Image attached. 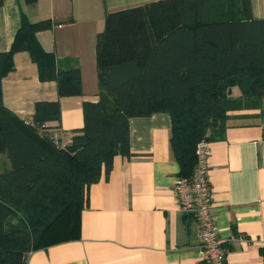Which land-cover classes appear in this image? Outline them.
Masks as SVG:
<instances>
[{"label":"trees","instance_id":"1","mask_svg":"<svg viewBox=\"0 0 264 264\" xmlns=\"http://www.w3.org/2000/svg\"><path fill=\"white\" fill-rule=\"evenodd\" d=\"M52 25L24 15L12 51L1 55V76L23 32L35 39ZM97 67L100 99L85 104V126L66 149L47 136L45 120L31 125L8 110L0 86V154L11 165L0 174V264H27L32 252L77 238L88 189L108 176L117 155H130L131 118L170 114L178 177L186 179L197 145L225 138L230 111L259 109L264 118V19L252 17L251 0H167L108 14ZM44 107L58 119L57 105Z\"/></svg>","mask_w":264,"mask_h":264},{"label":"crops","instance_id":"2","mask_svg":"<svg viewBox=\"0 0 264 264\" xmlns=\"http://www.w3.org/2000/svg\"><path fill=\"white\" fill-rule=\"evenodd\" d=\"M164 1L3 0V105L31 125L45 120L54 135L72 140L85 126V104L100 99L97 40L107 15ZM251 1L252 17L264 19V0ZM24 15L31 24L53 25L36 31L35 39L23 32L12 68L1 76V55L12 51ZM48 104L57 105L58 119ZM228 114L225 138L210 142L208 160L216 226L228 264H264V118L259 109ZM129 132L130 155H117L108 176L104 172L87 191L77 238L32 252L27 264H203L199 223L182 211L174 192L181 167L170 114L131 118ZM10 166L1 153L0 174Z\"/></svg>","mask_w":264,"mask_h":264},{"label":"built area","instance_id":"3","mask_svg":"<svg viewBox=\"0 0 264 264\" xmlns=\"http://www.w3.org/2000/svg\"><path fill=\"white\" fill-rule=\"evenodd\" d=\"M45 132L44 128L40 130L41 134ZM47 136L59 149H66L71 143V139L65 136L52 133ZM211 153L210 142L203 140L197 145V165L193 175L191 179L178 177L174 192L182 211L193 215L199 223L203 264H228L224 248L226 240L218 232L211 200L208 165Z\"/></svg>","mask_w":264,"mask_h":264},{"label":"rangeland","instance_id":"4","mask_svg":"<svg viewBox=\"0 0 264 264\" xmlns=\"http://www.w3.org/2000/svg\"><path fill=\"white\" fill-rule=\"evenodd\" d=\"M249 75L248 73H244L243 76H247ZM186 110V111H185ZM184 116H183V123L186 125V124H191L192 123V111H191V107L189 106V108H184ZM229 114H228V118H229Z\"/></svg>","mask_w":264,"mask_h":264}]
</instances>
